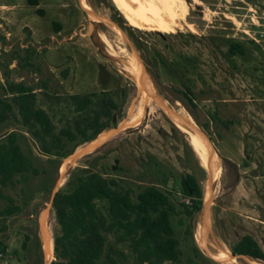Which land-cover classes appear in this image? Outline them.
<instances>
[{
	"label": "rangeland",
	"instance_id": "obj_1",
	"mask_svg": "<svg viewBox=\"0 0 264 264\" xmlns=\"http://www.w3.org/2000/svg\"><path fill=\"white\" fill-rule=\"evenodd\" d=\"M230 40L243 44L245 54L229 55ZM108 52L139 62L161 105L151 97L144 101L123 61ZM5 80L35 88L39 105L50 109L57 123L69 112L44 93L107 90L119 112L104 128L112 133L73 159L88 141L53 158L40 153L18 123L0 125V135L19 133L35 169L2 188L20 211L0 216V264H59L53 250L45 253L40 222L44 216L52 245L58 230L53 194L78 169L98 171L135 191L146 184L170 189L177 206L187 202L178 191L180 176L193 173L202 202L192 217L171 219L181 250L175 264H264L232 257L229 249L248 234L264 251V0H37L36 5L0 0V87ZM186 88L194 106L183 97ZM168 106L209 140L215 176L208 178L203 140L175 126ZM6 204L0 197V209ZM204 221L207 233L200 225ZM206 244L221 245L229 257L220 261ZM124 251L121 263L132 264Z\"/></svg>",
	"mask_w": 264,
	"mask_h": 264
},
{
	"label": "trees",
	"instance_id": "obj_2",
	"mask_svg": "<svg viewBox=\"0 0 264 264\" xmlns=\"http://www.w3.org/2000/svg\"><path fill=\"white\" fill-rule=\"evenodd\" d=\"M27 1L37 4V0ZM227 53L244 55L245 48L230 40ZM0 88V125L7 121L18 123L40 153L48 157H65L75 146L111 126L119 112L117 101L107 90L65 96L44 93L55 105L64 104L69 112L64 121L57 123L50 109L39 105L35 88L10 80L3 81ZM182 94L194 106L189 89ZM18 134L11 130L0 135V197L7 201L0 209L4 219L19 212L20 207L2 193V188L12 186L17 175L35 171L30 156L21 149ZM178 191L187 202H178L177 206L170 189L146 184L135 191L98 171H72L66 186L56 190L51 201L58 225L52 239L53 262L122 264L126 248L133 257L132 264L178 263L181 250L173 237L171 219L178 214L192 217L202 202V191L193 173L180 176ZM229 249L232 255L264 261V251L248 234Z\"/></svg>",
	"mask_w": 264,
	"mask_h": 264
},
{
	"label": "bare ground",
	"instance_id": "obj_3",
	"mask_svg": "<svg viewBox=\"0 0 264 264\" xmlns=\"http://www.w3.org/2000/svg\"><path fill=\"white\" fill-rule=\"evenodd\" d=\"M108 53L110 55L114 56V58L116 57V59H118L119 63H120L121 59L118 57L117 54H115L114 52H112V53L108 52ZM121 61H123V60H121ZM138 63L136 61L132 62V61H127L126 60V61L122 62L123 66L122 65L121 66L123 67L124 70H126L127 72L130 73V76H131L132 80L137 84L138 88H140L142 90V98H143L144 101L147 100V97H149V98L151 97L152 100L156 101L158 105H161L159 103V101L157 100L156 95L153 93V90L150 87L149 82H148L146 76L144 75V73L142 72L141 67L138 65ZM143 86H145L144 90H143ZM165 111L173 118V122L177 125V127H179L180 129H182L184 131L186 130L185 125H183L182 123L178 122L176 120V118L172 115V113L169 110H165ZM123 125H125V123H122L120 126H123ZM112 131L113 130H105V129L100 131L93 139L88 141L81 149L77 150L71 156V159H73L74 157H76V155H78L79 153H81L83 151L93 149L96 145H98L99 143L103 142L112 133ZM188 136L192 137V135L190 133L188 134ZM199 138L203 140V142L205 143V145L207 146V148L209 150L208 151L207 148H205L207 150V153L205 155H203V154L202 155H203L204 159L206 160V163L209 165V167H210L209 170L212 172V175L215 176V172H216L215 170H216V167H218L217 166V161H216V155H215L216 153L213 150L210 142L205 141L204 138H202V137H199ZM211 154H212L213 158H212ZM63 166L64 165H62L60 167V172L61 173H62V171L64 169ZM206 215H207V213L205 212L204 215H203V217H204L203 219L204 220H206ZM200 225L203 226V232L207 233L209 227L207 226V224H205V221H204V223L202 222ZM40 227H41V235H42V238H43L45 253L48 256H50L51 253H52V245H51L50 238L47 236L48 234L44 231V216L41 219ZM206 250L208 252H210L214 257L218 258L220 261H223V262H225L227 260V258L229 257V255H230L229 252L227 250H225V248H223L219 244H216V245L206 244Z\"/></svg>",
	"mask_w": 264,
	"mask_h": 264
},
{
	"label": "water",
	"instance_id": "obj_4",
	"mask_svg": "<svg viewBox=\"0 0 264 264\" xmlns=\"http://www.w3.org/2000/svg\"><path fill=\"white\" fill-rule=\"evenodd\" d=\"M144 71V70H143ZM143 86V90H144ZM169 111L172 113V115L176 118V120L180 123H182L183 125H185L186 127V131L189 134H195L199 137L204 138L205 141L209 142V140L204 136L203 132L193 123V121H191L190 119H186L178 110H176L175 108L168 106ZM175 126H177L174 122H172ZM208 172V178L210 179L212 177V172L210 170L207 169ZM231 256L233 257V255L231 254ZM240 256H244V255H240Z\"/></svg>",
	"mask_w": 264,
	"mask_h": 264
}]
</instances>
